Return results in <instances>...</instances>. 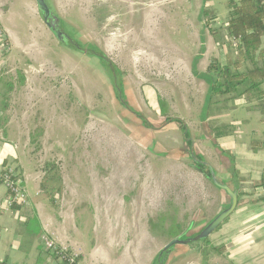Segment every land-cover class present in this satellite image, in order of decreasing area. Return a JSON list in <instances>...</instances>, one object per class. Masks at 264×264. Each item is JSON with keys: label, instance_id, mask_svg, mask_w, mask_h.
<instances>
[{"label": "rangeland", "instance_id": "rangeland-1", "mask_svg": "<svg viewBox=\"0 0 264 264\" xmlns=\"http://www.w3.org/2000/svg\"><path fill=\"white\" fill-rule=\"evenodd\" d=\"M108 1L113 5L112 0H46L63 31L82 49L103 54L122 76L128 109L115 97L102 61L58 44L34 0H0V29L8 48L0 56V79L24 71L31 78L25 94L16 84L10 103L15 102L16 117L22 109L28 117L20 126L36 165L44 176L47 166L48 177L60 179L48 182L61 187L53 192L55 202L73 203L80 239L106 250V264H156L168 243L198 234L229 206L192 161L198 125L188 124L202 122L213 110L223 113L231 99H208V89L202 97L197 85V94L190 95L193 83L178 82L176 66L158 63L155 53L135 44L134 35L128 38L124 29L130 28L119 21L125 9L114 17ZM184 24L181 17L174 34L165 29L169 39L165 33L159 49L173 54V44L185 43ZM140 27H132L134 34ZM20 96L30 103L20 108ZM192 151L201 159L194 146ZM217 229L206 244L175 245L166 263L218 264L211 250Z\"/></svg>", "mask_w": 264, "mask_h": 264}, {"label": "crops", "instance_id": "crops-1", "mask_svg": "<svg viewBox=\"0 0 264 264\" xmlns=\"http://www.w3.org/2000/svg\"><path fill=\"white\" fill-rule=\"evenodd\" d=\"M112 1L113 5L110 1L108 4L109 12L114 17L121 9H125L124 20L121 18L119 21L125 28H130H123L129 33L128 38L134 35L135 38L132 39L135 44L155 53L157 62V59L166 60L168 64L176 66V75L180 77L178 82L193 83L188 89L190 95L197 94V88L194 87L197 85L202 91V97L205 96L208 87L193 75L192 67L204 73L212 59L224 63L226 52L213 41L210 30H217L219 35L226 38L228 0ZM170 3L175 6L169 12H164L162 6ZM181 17L186 21V42L173 44L171 49L175 52L166 53L167 51L159 49L165 29L171 28L170 31L174 34L176 21ZM135 25L141 26V32L135 33L137 36L132 28ZM1 32L4 30L1 29ZM168 34L167 32V39ZM7 38L10 39L8 35ZM5 39L6 37L0 38V56H4ZM230 52L228 51L229 55ZM26 74L28 73L24 71L20 77L14 75L0 79V171L7 165H13L30 198L27 207L16 206L8 211L4 210L7 191L0 185V262L60 264L42 243V235L48 233L59 247L68 249L70 253L74 252L81 259L79 264H106V250L90 247L88 241L80 239L73 203L55 202L52 207L40 190L44 174L36 165L32 151L28 148L29 140L25 132H21L20 126L27 125L25 120L28 117L22 113L23 109L16 117L13 109L15 102L10 103L17 91L18 82L23 94L30 87L31 78ZM4 82L6 85L12 84L8 103L3 96L6 86L2 84ZM184 84L183 87H187ZM25 102L30 103L20 96L18 106L23 107ZM199 103L201 105V99ZM26 110L28 111V106ZM191 123L198 125L195 139L191 143L198 150L201 160L213 170L218 183L230 187L237 195L235 210L218 227L219 233L214 237V246H223L222 251L217 253L218 257L214 258L218 264H264V192L257 186L264 175V97H240L233 102L231 99L223 113H220V109L215 112L213 110L202 122L195 123L192 120L188 125ZM225 126L229 127L228 134L216 138L213 129ZM221 153H227L232 161L222 157Z\"/></svg>", "mask_w": 264, "mask_h": 264}, {"label": "trees", "instance_id": "trees-1", "mask_svg": "<svg viewBox=\"0 0 264 264\" xmlns=\"http://www.w3.org/2000/svg\"><path fill=\"white\" fill-rule=\"evenodd\" d=\"M226 9V38L221 39L217 30H210L213 41L226 52L224 63L212 59L204 73L198 72L195 67H192V73L207 84L208 99L214 96L228 99L240 97L261 99L264 97V0H228ZM228 51H231V55ZM11 88L10 83L5 86L3 96L6 103L9 102ZM168 121L178 122L170 118ZM228 128L225 126L222 129H213L214 136L218 138L228 134ZM188 145L190 146V143ZM196 167L203 177L212 182L206 167L197 164ZM45 168L46 173L40 183V190L46 196L48 204L53 207L55 204L53 192H60L61 187L55 189L50 187L48 182L51 180L59 182L60 179L56 177L53 179L54 176L48 177L51 171L47 166ZM257 186L264 192V175ZM172 235L176 237V233L173 232ZM184 236L185 234H182L179 240L189 239ZM200 242L206 244L208 239ZM222 248L223 246H214V244L211 246V250L216 253H220ZM80 261L77 256L72 262L65 260L60 264H79ZM166 261L164 264H167ZM0 264L6 263L0 262Z\"/></svg>", "mask_w": 264, "mask_h": 264}, {"label": "water", "instance_id": "water-1", "mask_svg": "<svg viewBox=\"0 0 264 264\" xmlns=\"http://www.w3.org/2000/svg\"><path fill=\"white\" fill-rule=\"evenodd\" d=\"M34 1L36 3V7H37L38 13L42 19V22L44 23V25L47 26L49 31L55 36L58 44H60L61 46L67 47L69 49L75 50V51L82 53L84 55L94 56V57H98V58L102 59L105 69L108 71L109 74H111L112 71L110 70V66H113V65L108 61V59L103 54L96 53V52L90 51L88 49H82L81 47H79L75 43V41L72 38H70L63 31L59 18L50 9L46 0H34ZM191 147L193 148V144ZM192 148H191L190 152H191V155L193 156ZM194 160L199 165H203L204 167H206L208 169L213 185L216 188L224 191L226 193V195L229 197V199H230L229 206L226 209H224L220 214H218L194 238H191V239H188L185 241H182L179 239H174L173 241L168 243L161 250V252L158 254L156 264H164L169 253L172 251V248L175 245H181V244L187 245V244L195 243V242H198V241H201V240L208 238L233 213V211L235 210V208L237 206L236 192L231 191L227 186L218 183L213 170L210 168V166L206 162H204L202 160L199 161L196 158Z\"/></svg>", "mask_w": 264, "mask_h": 264}, {"label": "built area", "instance_id": "built-area-1", "mask_svg": "<svg viewBox=\"0 0 264 264\" xmlns=\"http://www.w3.org/2000/svg\"><path fill=\"white\" fill-rule=\"evenodd\" d=\"M2 38V32H0ZM8 49V48H4ZM169 77V75H166ZM0 185H2L6 191L7 196L4 201V210H10L13 206L27 207L30 204L29 195L25 192L22 181L19 178V173L13 165H7L0 171ZM42 243L46 251L54 255L58 261L63 262L67 260L72 262L77 255L74 252H68V249L59 247L52 239H50L48 233H45L41 237Z\"/></svg>", "mask_w": 264, "mask_h": 264}, {"label": "flooded vegetation", "instance_id": "flooded-vegetation-1", "mask_svg": "<svg viewBox=\"0 0 264 264\" xmlns=\"http://www.w3.org/2000/svg\"><path fill=\"white\" fill-rule=\"evenodd\" d=\"M60 20V19H59ZM61 22V21H60ZM61 25H62V23H61ZM70 37V36H69ZM71 38V37H70ZM73 39V38H72ZM74 40V39H73ZM75 41V43L79 46V44L76 42V40H74ZM80 47V46H79ZM95 50V49H94ZM93 50V51H94ZM94 57V56H93ZM96 58H98V57H96ZM99 60H101L102 61V59H100V58H98ZM102 63H103V61H102ZM110 70L112 71L111 72V76L109 75V73H108V71L106 70V73H107V75H109L110 76V82H111V84H112V88H113V90L115 91V93H116V95H115V97H117V99L120 101V103H121V105L122 106H124L126 109H128L127 107V105L125 104V103H123L122 102V99L124 98V93H123V87H122V81H123V79H122V76L121 75H118V73H117V71L115 70V68L113 67V66H110ZM198 159L199 161H201L200 159H199V157H197L196 155H194V152H193V156L191 155V159H192V161L195 163V164H197V165H199L194 159ZM210 223V222H209ZM208 223V224H209ZM207 224V225H208ZM206 225V226H207ZM205 226V227H206ZM204 227V228H205ZM200 232V231H199ZM195 236H197V234L196 235H194L193 237H190L189 239H191V238H194ZM207 239V238H206ZM202 241V240H201ZM198 242H200V241H198ZM196 243V242H195ZM173 249H174V247L172 248V251H173ZM172 251L169 253V255L172 253ZM168 255V256H169ZM168 258V257H167Z\"/></svg>", "mask_w": 264, "mask_h": 264}]
</instances>
